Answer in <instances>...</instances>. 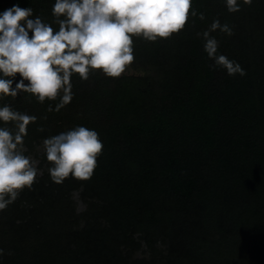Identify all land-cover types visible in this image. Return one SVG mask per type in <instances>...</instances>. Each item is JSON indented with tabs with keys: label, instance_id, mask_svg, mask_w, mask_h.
Here are the masks:
<instances>
[{
	"label": "trees",
	"instance_id": "obj_1",
	"mask_svg": "<svg viewBox=\"0 0 264 264\" xmlns=\"http://www.w3.org/2000/svg\"><path fill=\"white\" fill-rule=\"evenodd\" d=\"M14 4L53 20L54 0H0V11ZM192 8L179 34L134 38V74L74 75L59 112L27 93L0 101L37 117L25 145L41 170L0 211V264H264V0L235 13L223 0ZM214 19L234 31L212 33L218 54L246 75L203 51L196 33ZM78 125L99 134L97 167L56 184L36 148Z\"/></svg>",
	"mask_w": 264,
	"mask_h": 264
},
{
	"label": "clouds",
	"instance_id": "obj_2",
	"mask_svg": "<svg viewBox=\"0 0 264 264\" xmlns=\"http://www.w3.org/2000/svg\"><path fill=\"white\" fill-rule=\"evenodd\" d=\"M223 2L227 12L235 13L253 0ZM197 15L192 0H54L50 23L34 16L31 7L14 4L0 11V101L27 93L38 103L55 102L46 111L59 112L73 99L74 75L86 81L99 71L119 78L134 61V38L148 42L170 38L185 28L190 16ZM199 19H205L203 12ZM53 24L58 27L54 29ZM217 30L234 34L219 19L196 33L213 67L223 68L229 76L246 75L238 62L218 54L219 41L212 35ZM36 120L34 115L0 104V211L22 191L31 190L40 174L37 160L27 154L25 145L28 125ZM102 149L98 132L80 125L45 138L43 152L51 181L62 184L70 176L90 179Z\"/></svg>",
	"mask_w": 264,
	"mask_h": 264
},
{
	"label": "rangeland",
	"instance_id": "obj_3",
	"mask_svg": "<svg viewBox=\"0 0 264 264\" xmlns=\"http://www.w3.org/2000/svg\"><path fill=\"white\" fill-rule=\"evenodd\" d=\"M124 74H134L133 71L131 70H126V72ZM43 151V144L40 145L39 147L36 148V153H41ZM35 160H37V167L39 168V171H40V174H41V170H40V167L38 166L39 165V159L37 157H35L34 155H31ZM39 174V175H40ZM74 200L76 201V204H77V211H82L84 209V206L83 204L79 201L78 199V196L77 194L75 193L74 194Z\"/></svg>",
	"mask_w": 264,
	"mask_h": 264
}]
</instances>
